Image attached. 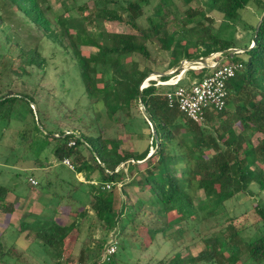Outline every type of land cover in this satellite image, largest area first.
Here are the masks:
<instances>
[{
    "label": "trees",
    "instance_id": "16d2710c",
    "mask_svg": "<svg viewBox=\"0 0 264 264\" xmlns=\"http://www.w3.org/2000/svg\"><path fill=\"white\" fill-rule=\"evenodd\" d=\"M7 1L47 40L70 51L84 95L100 102L107 118L132 134L140 130L131 115L132 108L140 104V94L155 135L142 115L141 129L143 132L147 130L150 145L142 153H135L126 149L121 139L105 137V129L97 125L95 119L87 123L75 112L64 114L62 118L69 123L66 129L56 126L44 135L49 141H55L52 157L61 165L52 174L56 176L59 188L54 186L49 173L41 178L49 191V199L56 202L50 204L54 212L49 216L44 213L34 215L20 222L18 235L25 234L31 242L43 247L53 264H68L69 251L81 234L92 239L95 229L102 236L97 240L99 249L108 243L112 234L116 242L120 239L121 249L128 244L145 251L158 234L176 237L185 234L186 227H197L205 221L219 219L217 235L205 238V247L200 252L185 260L176 254L170 264H264V198L261 195L264 193V20L256 37V27L252 28L253 46H246L243 52L231 54L223 61L242 64L240 72L227 82L226 108L217 114L207 113L204 122L197 124L188 120L176 106L169 107L165 92L172 87L156 86L152 80L141 90L140 86L150 74L165 72L159 70V64L150 61L149 45L169 53V70L178 66L181 54L188 51L180 44L192 31L188 25L196 21L195 25L200 26L202 22L196 20V16L205 15L190 6L198 0H182L186 7L183 18L171 14L168 4L172 2L166 5V0H161L167 10L147 17V25L143 27L139 24L143 16L140 4L147 0H125V4L120 0H91V8H78L80 12L89 11L81 16L80 24L67 22L62 27L49 18L50 8L44 0ZM252 2L205 0L204 4L208 10L235 21L239 11ZM101 22L120 23L128 28V32H113L106 37L102 30L93 32L85 27V23ZM80 47H91L96 51L83 55ZM193 47L197 54L195 60L217 53L224 57L236 48L232 40L211 33L206 39H197ZM134 56L156 65L141 67ZM14 60L8 70L17 77L28 75L26 67L35 65L41 69L44 63L36 49L19 50ZM1 65L5 66L0 62ZM98 66L108 67V80L99 73ZM191 72L197 71L184 73ZM207 72V68L199 69L196 80L202 79ZM176 75L178 73L158 78L162 82ZM152 78L151 75L149 79ZM17 100L28 105L34 118V108L30 105L36 109V100L26 93L0 95V107H13ZM35 114L39 118L37 109ZM215 121L216 125H211ZM235 127L239 130L236 131ZM254 135L260 136L256 145L251 143ZM71 142L73 146H69ZM150 148L153 155L143 163H136L146 159ZM64 159L70 161L74 170L62 164ZM62 169L80 174L82 182L63 175ZM118 184L122 189L120 206L116 208L117 196L113 190ZM83 185L88 207L77 199L82 194ZM106 185L111 186L109 190ZM52 187L54 190L50 192ZM126 188L137 189V196H130ZM6 193V188L0 186V209L10 213L13 205L5 202ZM240 194L256 202L254 210L259 220L254 229L251 226L238 228L236 222L242 213L228 211V204ZM55 215H61L60 220H55ZM176 226L179 227L173 231ZM245 232L250 234L247 239L243 236ZM15 254L13 248L5 250L0 244V257L7 258L10 264L14 263L10 259L15 258ZM115 255L105 261L114 264ZM243 255L246 257L241 260ZM87 259V254L80 251L78 261L86 263Z\"/></svg>",
    "mask_w": 264,
    "mask_h": 264
},
{
    "label": "rangeland",
    "instance_id": "374dc122",
    "mask_svg": "<svg viewBox=\"0 0 264 264\" xmlns=\"http://www.w3.org/2000/svg\"><path fill=\"white\" fill-rule=\"evenodd\" d=\"M125 4V0H120ZM168 6H171L172 15L178 18H183V11L186 9L182 0H166ZM205 0H198L191 3V8H197V13L205 14L196 16V20H201L202 24L196 26L195 23L188 25L192 31L182 41V47L188 48L185 55L180 54V61L185 62L184 66L189 67L190 61L196 59L194 42L197 39H206L208 34H214L222 39L232 40L237 50H242L246 46L252 47V28L257 26L261 15L264 12V0H253L244 9L238 13V18L235 21L227 20L216 11H210L204 4ZM52 10L48 12L49 18L53 23L64 26L69 22L72 24H80L81 16L87 15L88 10L80 12L78 9L92 7L91 0H50ZM143 6V16L139 19V24L143 27L147 25V17H152L154 14H162L167 10L165 5L161 4V0H147L140 4ZM112 7V6H109ZM53 13H57L54 14ZM58 23V24H57ZM54 24V25H55ZM85 27L93 32L104 31L106 37L113 32H128V28L117 22H101L100 24L85 23ZM203 28V29H202ZM150 51V61L160 65L159 70L165 71L168 74L174 69H168L170 56L168 52L158 51L156 46H148ZM36 49L39 56L44 59L41 69L26 67L28 75L24 77H17L9 72L8 67L13 64L19 50L28 51ZM83 55L95 53V49L91 47H80ZM178 51V49H177ZM189 53V54H188ZM199 53V52H198ZM183 58L188 59L185 60ZM203 58V57H202ZM223 58L221 53L212 54L207 58V65L211 66L219 62ZM134 59L139 62L141 67L153 68L154 63L150 61L145 62L140 56H134ZM0 62L5 66H0V95L8 93H26L36 100V109L39 112V118L35 114L34 118L28 110V105L21 100H17L13 107L6 105L0 107V186L5 187L7 190L6 198H9L11 204L15 206H23L28 200L29 195L42 196L49 194L45 181L41 180L42 177L48 175L49 169L54 158L52 151L55 141L46 139L48 132L52 131L56 126L66 129L69 123L62 118L64 114L75 112L77 116H82L87 123L95 122L97 125L105 129L104 136L110 138H118L124 141L125 148L135 151V153H142L149 145L150 141L147 137V130L141 129V105L132 108L131 115L137 126L140 125V130L132 134L126 128L115 125L111 122L106 115L105 107L95 100H90L84 95V88L75 65V60L70 51L56 46L51 41L47 40L40 32L34 27L24 21V18L17 13L15 7L7 0H0ZM187 62V63H186ZM195 67V66H192ZM100 74L104 75L106 80L110 77V70L108 67H97ZM198 72L199 69H194ZM184 73L178 86L187 85L190 81L198 79V73ZM176 77L173 78H177ZM156 82L159 86L158 76L150 79ZM148 85V81L144 82L140 88ZM165 87V86H164ZM171 86H167L170 88ZM171 89V88H170ZM231 108V105H228ZM216 121L211 125H216ZM72 126V125H69ZM76 126V125H74ZM142 130V131H141ZM238 131V127H235ZM260 136L254 135L251 138V143L256 145ZM153 149H149V152ZM26 168H40L37 171L29 172ZM63 175H67L71 179L77 178L74 172L62 169ZM34 172V173H33ZM36 172V173H35ZM38 182L39 185L31 187L27 182V176ZM94 176V180H95ZM81 179V178H80ZM82 182L81 180H78ZM52 182L54 179L52 178ZM59 188V183L54 184ZM122 188H115L113 191L117 196L116 208H119ZM255 190V187L253 188ZM50 189V192L53 191ZM86 187H81V196L77 197L86 207H88V198L85 194ZM130 196L136 197L135 191L126 188ZM256 192V190H255ZM264 198V193L261 194ZM33 198V197H30ZM39 205H55L56 202L51 200L44 201L43 197L32 199ZM256 202L253 198L240 194L233 202L228 204V211L230 213H242L239 221L236 222L238 228L241 226H251L254 229V224L259 220L256 215L254 206ZM36 205V209L40 208ZM62 209L59 206V209ZM38 211V210H36ZM54 212L53 208L44 211V215L49 216ZM11 213V212H10ZM9 212H4L0 209V244L4 249L13 248L16 252L13 264H53L49 256L46 255L45 249L30 239L25 237V234L17 233L18 226L21 221L18 215H11ZM246 213V214H245ZM91 214V212H90ZM14 219L18 220L16 223L11 222ZM24 221L25 218L23 217ZM219 219H212L205 221L202 225L197 227H186L185 234L176 237H168L158 234L151 242L147 250L141 251L133 246H127L121 249L120 239L116 242V252L114 256V264H157L162 261L163 264H170V260L176 255H180L182 260L187 259L200 252L204 247V239L211 235H217L220 229L218 223ZM10 221V222H9ZM223 222L221 221V225ZM179 226H182L179 225ZM179 226H176V230ZM85 228V227H84ZM86 232V229L83 230ZM170 232V231H169ZM144 235V234H143ZM250 234L245 232L244 238L247 239ZM145 236V235H144ZM102 238L101 232L97 229L92 234V239L85 238V234H81L78 242L71 247L70 261L68 264H111V261L102 260L101 255L105 244L101 249L98 248L97 240ZM115 240V239H114ZM147 243V240H146ZM71 245V243H70ZM80 251L87 254L88 259L86 263H80L78 257ZM246 255H243L241 260H244ZM0 264H10L7 258L0 257Z\"/></svg>",
    "mask_w": 264,
    "mask_h": 264
},
{
    "label": "built area",
    "instance_id": "2783aa9c",
    "mask_svg": "<svg viewBox=\"0 0 264 264\" xmlns=\"http://www.w3.org/2000/svg\"><path fill=\"white\" fill-rule=\"evenodd\" d=\"M242 51L239 50L238 53ZM207 68L208 72L202 79L193 81L184 86H178L180 75L175 79L158 82L161 86H171L173 89L165 92V98L169 107L176 106L178 110L191 122L202 124L207 113L217 114L226 108L227 100V82L234 78L242 69L241 63H214L211 66L200 65L196 69ZM183 73H181L182 75ZM69 134V132H66ZM74 143H69L73 146ZM62 164L70 170H74L73 165L68 159H64ZM31 185H37V182L30 178ZM120 187V184L117 185ZM106 185V189H110ZM116 242L113 235H110L108 243L105 245L102 260H108L116 252Z\"/></svg>",
    "mask_w": 264,
    "mask_h": 264
},
{
    "label": "crops",
    "instance_id": "0c3cea01",
    "mask_svg": "<svg viewBox=\"0 0 264 264\" xmlns=\"http://www.w3.org/2000/svg\"><path fill=\"white\" fill-rule=\"evenodd\" d=\"M44 2H45V5H47L49 8H50V10H52V7H51V5H50V0H44ZM54 14H57V13H53V15ZM118 33H122V32H118ZM184 74V73H183ZM182 74V75H183ZM182 75H180L179 77H180V80L182 79L181 78V76ZM174 77H176V76H174ZM193 82V81H192ZM189 83H191V81L189 82ZM171 89H173V88H171ZM171 89H169V90H171ZM169 90H167V91H169ZM166 91V92H167ZM53 164L51 165V167H50V169H49V174L50 175H52L54 172H57V169L58 168H60L61 167V165H59L58 163H56L55 162V160L52 162ZM38 169H40V168H34V170H38ZM26 170H28L29 172H31V171H34L33 170V168H26ZM34 173V172H33ZM36 173V172H35ZM77 175V180H81L82 179V177H81V175L80 174H76ZM33 176H31V174H30V176L28 175L27 176V182H28V184L31 186V187H34V185H31L30 184V182H29V179L30 178H32ZM52 178L54 179V184H57L58 183V180L56 179V176H54V175H52ZM81 178V179H80ZM33 179V178H32ZM2 187V186H1ZM30 197H33V198H37V197H43V199H44V201H48V200H50L49 199V196L48 195H44V196H42L41 195V193H39L38 192V195H36V196H34V195H29V197H28V200L25 202V204L23 205V206H15V204H12L13 205V211L10 213L12 216L13 215H18V214H20V216H19V218L20 219H18V220H23L24 221V219H23V217L25 218V220H28V219H30V218H33L34 217V215H39V214H41V213H44V211H47V210H50L51 209V205L50 204H48V205H39V204H37L36 202H34L32 199L33 198H30ZM5 202H8V203H10L9 202V198H6V200H5ZM4 202V203H5ZM36 205H39L40 206V208H37L36 209ZM36 210H38V211H36ZM60 218H61V215H55V217H54V219L55 220H60ZM18 220H16V219H14V221L12 220L11 222H14V223H16ZM10 222V221H9ZM22 222V221H21Z\"/></svg>",
    "mask_w": 264,
    "mask_h": 264
},
{
    "label": "water",
    "instance_id": "95a60500",
    "mask_svg": "<svg viewBox=\"0 0 264 264\" xmlns=\"http://www.w3.org/2000/svg\"><path fill=\"white\" fill-rule=\"evenodd\" d=\"M264 20V12H263V14L261 15V17H260V19H259V22H258V24H257V26H256V28H255V31H254V37H256V35H257V33H258V31H259V27H260V25H261V23H262V21ZM238 51L239 50H237V49H232V50H230V52H229V54L228 55H226V56H224L218 63H221V62H223L225 59H227L228 58V56H230L231 54H236V53H238ZM242 52L244 51V50H241ZM207 58L208 57H206V58H199V59H197V60H193V61H190V66L189 67H185L184 66V64H185V62H181V64L178 66V68H176L174 71H171L170 73H168V74H161V73H152V74H150L149 76H147L146 78H145V80H144V82L146 81H149L150 79H149V77L152 75V76H158V77H160V76H162V75H172V74H175V73H184L185 71H187V70H194L196 67H198V66H200V65H203L204 67L207 65L206 63H207ZM187 63V62H186ZM191 65H196L195 66V68H193ZM143 82V83H144ZM144 87H146V86H144ZM143 87V88H144ZM142 88H140V90H141ZM139 103L141 104V113H142V115H143V117H144V119L146 120V122L149 124V126H150V129H151V132L153 133V135H154V129H153V127H152V125H151V123H150V119H149V116H148V114L145 112V109H144V107L142 106V103H141V95L139 94ZM155 136V135H154ZM153 153H154V151H151V152H149V154L147 155V157H146V159L145 160H143V161H136V163H138V164H140V163H143L144 161H146L149 157H151V155H153Z\"/></svg>",
    "mask_w": 264,
    "mask_h": 264
},
{
    "label": "bare ground",
    "instance_id": "6f19581e",
    "mask_svg": "<svg viewBox=\"0 0 264 264\" xmlns=\"http://www.w3.org/2000/svg\"><path fill=\"white\" fill-rule=\"evenodd\" d=\"M193 68H195V67H193Z\"/></svg>",
    "mask_w": 264,
    "mask_h": 264
}]
</instances>
